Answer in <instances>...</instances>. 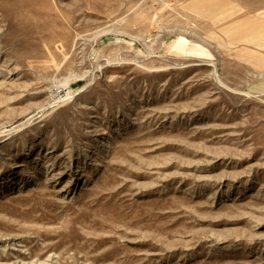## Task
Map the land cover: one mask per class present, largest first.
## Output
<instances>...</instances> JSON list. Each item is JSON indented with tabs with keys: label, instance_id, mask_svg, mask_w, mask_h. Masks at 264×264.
<instances>
[{
	"label": "rangeland",
	"instance_id": "rangeland-1",
	"mask_svg": "<svg viewBox=\"0 0 264 264\" xmlns=\"http://www.w3.org/2000/svg\"><path fill=\"white\" fill-rule=\"evenodd\" d=\"M0 264H264V0H0Z\"/></svg>",
	"mask_w": 264,
	"mask_h": 264
}]
</instances>
